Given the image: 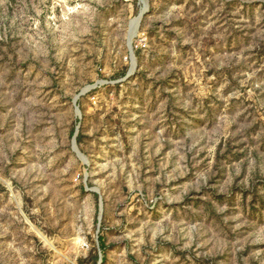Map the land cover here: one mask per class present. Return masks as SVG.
I'll return each mask as SVG.
<instances>
[{
	"label": "rangeland",
	"instance_id": "374dc122",
	"mask_svg": "<svg viewBox=\"0 0 264 264\" xmlns=\"http://www.w3.org/2000/svg\"><path fill=\"white\" fill-rule=\"evenodd\" d=\"M0 264H264V0H0Z\"/></svg>",
	"mask_w": 264,
	"mask_h": 264
}]
</instances>
